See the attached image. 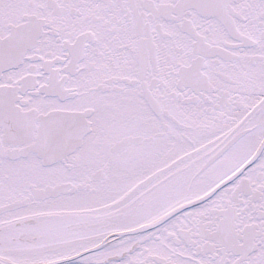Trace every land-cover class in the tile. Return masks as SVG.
<instances>
[{"label": "snow or ice", "instance_id": "obj_1", "mask_svg": "<svg viewBox=\"0 0 264 264\" xmlns=\"http://www.w3.org/2000/svg\"><path fill=\"white\" fill-rule=\"evenodd\" d=\"M0 264H264V0H0Z\"/></svg>", "mask_w": 264, "mask_h": 264}]
</instances>
